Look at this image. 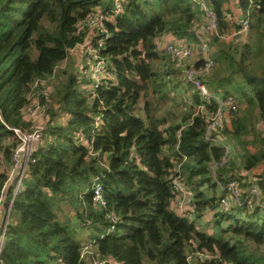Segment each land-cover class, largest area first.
Here are the masks:
<instances>
[{
  "label": "trees",
  "instance_id": "trees-1",
  "mask_svg": "<svg viewBox=\"0 0 264 264\" xmlns=\"http://www.w3.org/2000/svg\"><path fill=\"white\" fill-rule=\"evenodd\" d=\"M238 1L243 10L253 5L248 40L235 44L212 37L209 55L215 65L202 80L211 94L238 102L216 133L228 145L229 138L240 141L254 130L249 126L255 115L257 150L245 149L241 165L231 147L226 163L213 169L225 149L205 139L208 123L195 114L199 106L216 112L217 101L183 80L185 89L176 86L181 72L166 63L168 56L157 43L164 34L198 42L195 25L203 14L198 5L126 0L108 24L103 49L115 78L104 80L93 98L78 71L59 66L88 36L82 24L90 12L98 5L111 8L113 0H0L1 164L10 166L6 160L11 161L18 143L11 128L28 127L24 110L35 82L49 79L54 90L46 140L12 205L0 264H89L81 253L90 242L94 256L125 264H190L187 257L194 251L213 258L192 264H264V209L219 211L218 205L223 190L217 180H238L244 196L259 184L264 194V174L249 181L238 177L264 163V0ZM209 2L220 29L226 28L225 0ZM203 63L196 62L198 67ZM177 87L180 98L172 95ZM100 113L92 155L75 138L79 132L90 135ZM63 116L65 123L59 121ZM178 171L194 194L192 218L174 206L172 178ZM96 177L106 206L94 202ZM6 179L0 169V194ZM216 208V230L199 229L202 213Z\"/></svg>",
  "mask_w": 264,
  "mask_h": 264
},
{
  "label": "built area",
  "instance_id": "built-area-1",
  "mask_svg": "<svg viewBox=\"0 0 264 264\" xmlns=\"http://www.w3.org/2000/svg\"><path fill=\"white\" fill-rule=\"evenodd\" d=\"M126 0H113L111 8L96 6L88 15L82 26L88 27L89 34L84 41L71 48L68 53L76 51L84 57V62L77 69L80 79L88 86V91L93 98L96 97L97 89L106 79L115 78L113 62L103 54L106 40L110 35L109 23H113V15L123 11V4ZM199 6L203 12L200 21L195 25L196 38L202 49L203 66L198 67L193 60V43L185 38H177L172 34L171 37H164L157 40L158 47L173 62L174 66L181 72V78L188 84L193 85L204 98H213L217 101L218 109L216 112H207L203 106L197 108L195 115L203 116L208 125L205 139L212 143L221 145L225 149V155L221 161L212 163V168L223 166L231 153V146L225 141L224 137L216 133L219 131L224 117L238 109V102L232 96L223 98L209 92L202 75H208L215 63L209 55L212 37H217L226 43H244L248 40L251 28V7L252 4L243 10L238 0H225L224 20L227 27L220 29V21L216 10L209 0H189ZM91 34V35H90ZM90 35V37H89ZM200 60V59H199ZM53 88L49 79H38L33 85V91L29 95V105L24 110V119L28 124V129L23 127H13L18 143L11 155V164L6 166L5 162L0 165V169L6 172L7 179L0 194V259L1 251L4 246L9 216L16 195L24 187V179L29 175L31 164L37 161L36 153L43 145L44 134L47 129L45 114L46 104L51 100ZM189 103H192L191 101ZM102 113L96 116L94 128L91 134L79 132L76 134V141L88 147L89 153L95 155L94 141L95 134L102 123ZM5 123V122H4ZM6 124V123H5ZM186 160V157H185ZM223 194L219 199V211H230L234 207L247 206L249 209L256 207L264 209V194L259 184H254L249 188L244 196L241 184L238 180L232 179L226 183L217 180ZM173 189L176 192V202L179 214L187 215L192 218L194 211L189 206L194 194L184 180L181 171L172 178ZM12 189L11 196L9 195ZM94 202L100 206H106L103 195V184L100 178L96 177L93 182ZM91 242L84 245L81 258L89 259V264H125L111 258H99L94 256ZM213 258L212 254L206 251L190 252L187 259L190 264L196 260ZM1 261V260H0Z\"/></svg>",
  "mask_w": 264,
  "mask_h": 264
},
{
  "label": "rangeland",
  "instance_id": "rangeland-1",
  "mask_svg": "<svg viewBox=\"0 0 264 264\" xmlns=\"http://www.w3.org/2000/svg\"><path fill=\"white\" fill-rule=\"evenodd\" d=\"M90 35H89V37H90ZM164 35H166V34H164ZM192 43H193V60L194 61H197V60L201 59V57H202V49L200 47L199 42H192ZM167 58H168V61L169 62H166V63L173 64V62L170 60V58L169 57H167ZM83 62H84L83 55L80 54V53H76V51H73V52H70L69 53V59H67L66 61H64L63 63H61L60 66H59V68L64 69V70L66 69V70H69L71 72L75 71V73H76L77 72V69L80 68V66L82 65ZM158 65H159V63H155V66L156 67ZM205 76H207V75H205V74L202 75V77H205ZM175 81H177L178 85H176V84L173 83L174 85H176V86H179L180 85L179 86L180 88H184V89L186 88L184 86V84H182L181 82H179V81H182L181 76L180 77H176L175 78ZM179 87H177L176 90H173L172 91V95L173 94L174 95H177L176 98H180L182 96L179 93ZM85 88L88 89V86L86 84H85ZM51 104H52V101L51 100L49 102H47V104H46V107H47V112L45 114V120H46V122L50 119L49 118V114H48V108L51 106ZM165 106H166V108H170L171 107L170 100L166 103ZM180 114H183V111H180ZM229 119L230 118L228 117V120ZM66 120H67V117L66 116H63L62 118L59 119L60 122H64V123L66 122ZM230 124H231V122H230ZM256 124H257V120H255V115H252L251 116V122H250L249 128L250 129L253 128L254 130H251V132L248 133V135H244L243 138H242V140H240V141L238 139L229 138L230 145H231L232 148H234L233 149L234 150V153H233V158L234 159L233 160H235L236 163H239V164L242 165L243 159L241 158L242 157L241 154L244 153V150L245 149L248 148V149H250L252 151L257 150V148L255 146V141H256L255 138L259 135V132H258V128H256L257 127ZM225 125H227V123H225ZM259 127L261 128V126H259ZM26 129H28V127ZM48 139H49V137H48ZM45 140H46V135H45L43 141H45ZM8 142L9 141H7V143ZM0 154H3V153L0 152ZM1 161H4V159L0 156V165L2 163ZM6 161H7V164L10 162L8 160H6ZM10 164H11V162L9 163V165ZM236 167H238V169H241L242 166H236ZM262 170H264V166H259V168L256 167L255 168V171L251 172L248 176H250V178H255L256 176H258L261 173ZM240 172H242V171H240ZM238 177H241V175H239ZM217 192H219L218 189H217ZM65 210H67V209L64 208V211ZM63 213H65V212H63ZM217 213H218L217 208L214 211L207 210L206 212L202 213V215L200 216L199 220L197 221V225H198L199 229H201V230H203V231H205L207 233H209V231L214 232L216 230L215 229V223H214V221H215V214H217ZM226 225L227 224L224 223V226H226ZM83 236H85V235L83 234Z\"/></svg>",
  "mask_w": 264,
  "mask_h": 264
},
{
  "label": "crops",
  "instance_id": "crops-1",
  "mask_svg": "<svg viewBox=\"0 0 264 264\" xmlns=\"http://www.w3.org/2000/svg\"><path fill=\"white\" fill-rule=\"evenodd\" d=\"M167 35V34H166ZM166 35H162L159 39H162V38H164ZM168 37H171V35H167ZM166 36V37H167ZM259 166H264V164H261V165H259ZM259 166H258V168H259ZM253 171H255V169H252L250 172H247V171H245V174H244V172H240V175H242L243 177H245L248 181H249V179H252V178H250V176H248L251 172H253ZM263 174H264V170H262L261 171V173L258 175V176H263ZM257 175V174H256ZM242 180V179H241ZM243 180H244V178H243ZM209 233H212L211 231H209Z\"/></svg>",
  "mask_w": 264,
  "mask_h": 264
}]
</instances>
